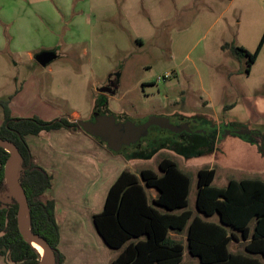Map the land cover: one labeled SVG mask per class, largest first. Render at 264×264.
I'll use <instances>...</instances> for the list:
<instances>
[{"label": "rangeland", "instance_id": "rangeland-1", "mask_svg": "<svg viewBox=\"0 0 264 264\" xmlns=\"http://www.w3.org/2000/svg\"><path fill=\"white\" fill-rule=\"evenodd\" d=\"M263 31L264 0H0V95L13 73L18 84L23 80L24 113L52 118L77 111L71 119H88L103 103L117 121L140 123L155 114L172 123L202 120L213 130L228 124L229 114L264 134V122L252 123L243 101L264 99V42L248 73L245 60L220 49L233 42L253 51ZM42 49L58 57L41 66L30 55ZM166 72L170 77L159 80ZM102 85L114 93L99 92ZM202 140L177 149L132 144L118 154L130 156L128 169L135 173L159 172L160 158L174 159L190 177L192 211L199 168L213 167L218 187L229 179L264 180V149L248 135L215 133L211 142Z\"/></svg>", "mask_w": 264, "mask_h": 264}, {"label": "trees", "instance_id": "trees-1", "mask_svg": "<svg viewBox=\"0 0 264 264\" xmlns=\"http://www.w3.org/2000/svg\"><path fill=\"white\" fill-rule=\"evenodd\" d=\"M263 42L264 31L253 51L233 42L223 43L221 49H227L238 60H245L244 71L248 73ZM0 105L3 110L0 138L13 142L21 157L19 181L27 197L29 228L49 243L55 254V264H63L64 256L58 248L59 227L54 199L44 197L51 187L52 175L33 161L26 136L60 128L82 130L77 122L79 119L18 117L11 114L7 99H0ZM228 127L232 128L228 124L221 128ZM254 134L259 135L261 142L248 135L250 141L263 150L264 134ZM8 155V151L0 146V205L5 204L0 208V232H3L0 254L6 264H34L40 253L17 229L18 204L4 176L3 167ZM123 156L130 157L126 153ZM158 169L159 172L141 168L136 173L122 169L107 190L103 208L92 214L93 225L103 243L118 250L110 264H181L183 245L170 232L183 230H186L189 253L198 259L195 264H233L237 257L256 262L252 255L264 257L263 180L229 179L225 186L218 187L212 183L215 169L199 168L195 211H192L188 208L189 175L167 156L159 159ZM150 187L157 192L153 198L146 192ZM214 215L217 220H208ZM237 237L244 241V256L228 249L230 241Z\"/></svg>", "mask_w": 264, "mask_h": 264}, {"label": "crops", "instance_id": "crops-1", "mask_svg": "<svg viewBox=\"0 0 264 264\" xmlns=\"http://www.w3.org/2000/svg\"><path fill=\"white\" fill-rule=\"evenodd\" d=\"M42 50L53 51L52 49ZM261 51L262 49L251 64L250 70L262 56ZM35 54L30 55L33 61H36L34 59ZM57 57L56 54L55 58ZM236 60L240 62V60ZM8 79L9 85L5 88L3 95H0V99L9 101L13 116L37 115L46 120L65 116L69 120H74L75 118L71 119L70 117L80 115L77 111H72L71 114L49 118L39 112L24 113V109H27V103L21 100L24 89L23 80L18 84L17 76L13 73ZM243 101L247 103L246 106L252 123L258 119L264 122V99L247 96ZM236 103L234 102L228 107L232 108L236 106ZM227 115L225 122L228 125L238 124L239 127L248 128L246 127L248 123L240 122L234 116ZM2 120L3 110L0 105V124ZM251 130L263 134L257 129ZM90 137L97 140L80 130L72 131L65 128L43 130L37 135L26 136L33 161L52 175L51 187L45 194L54 199L55 219L59 227L58 248L64 256L63 264H110L111 259L118 253V250L109 248L103 243L93 225L92 214L103 208L109 186L122 169L129 168V160L108 148H99L96 143L91 141ZM52 140H56L57 144H54ZM83 143L86 145L84 146ZM146 192L149 198L155 197L157 193L152 187L147 188ZM208 220H217V215L208 217ZM170 234L173 238L181 241L183 245L181 264L198 263L197 257L189 253L186 230L179 233L171 231ZM243 248L244 241L239 237L235 240L232 239L228 245L229 251L239 252L242 256L245 255ZM252 256L256 262H250L246 257H237L233 264H264L262 255ZM0 264H6L5 258L1 254Z\"/></svg>", "mask_w": 264, "mask_h": 264}, {"label": "water", "instance_id": "water-1", "mask_svg": "<svg viewBox=\"0 0 264 264\" xmlns=\"http://www.w3.org/2000/svg\"><path fill=\"white\" fill-rule=\"evenodd\" d=\"M55 57L56 54L53 51L41 50L35 54L34 59L41 66H45ZM97 90L99 92L114 93V90L107 86H100ZM77 122L85 133L104 142L107 148L113 152H118L123 146L138 142L142 137L147 135L148 129L152 125L168 129L172 132L188 130L187 123L174 124L170 122V119L167 116L155 114L148 115L146 119L140 123H136L130 119L117 121L112 113H97L93 119H79ZM230 132L240 135H251L253 133L249 128H226L221 135L224 136ZM0 146L5 148L9 153L4 163L3 170L9 191L15 197L18 204L16 211L17 229L21 236L30 242L32 246H34L32 240H36L43 248V252H40L34 246L40 253L39 260L34 264H55V254L49 243L45 238L31 231L29 228L27 197L19 181L18 171L21 159L19 151L13 142L6 139L0 138ZM9 182L13 185L15 192L11 190ZM3 207H5L4 203L0 205V208ZM25 218L28 220L27 225H25ZM2 234L3 232H0V235Z\"/></svg>", "mask_w": 264, "mask_h": 264}, {"label": "flooded vegetation", "instance_id": "flooded-vegetation-1", "mask_svg": "<svg viewBox=\"0 0 264 264\" xmlns=\"http://www.w3.org/2000/svg\"><path fill=\"white\" fill-rule=\"evenodd\" d=\"M107 93H110V92H107ZM97 113L98 114L106 113V110L103 107V103H98L94 105L93 109L91 110L90 117L88 119H93ZM181 123H187L188 130L172 132L168 129H164V128H160L158 126L152 125L148 129L147 135L145 137H142L138 142L133 143V145L136 148H153L155 146H160L164 148H173V149L176 148L177 149V148L185 147L187 146V144L193 143L194 141L195 143H199L203 141L202 140L203 138L205 141L211 142L213 138L215 137V133L222 134V132L224 131V129L222 130L221 127L218 130L217 129L213 130L212 127L208 123H205L202 120H197V119H192V118H186L180 123H174V124H181ZM254 133L256 132L253 131L251 135L254 137L256 136L259 137V135H255ZM190 141H193V142H190ZM260 142H261V139H260ZM130 145H127V146H130ZM127 146H123L122 148H126ZM176 149L175 151L177 152Z\"/></svg>", "mask_w": 264, "mask_h": 264}, {"label": "bare ground", "instance_id": "bare-ground-1", "mask_svg": "<svg viewBox=\"0 0 264 264\" xmlns=\"http://www.w3.org/2000/svg\"><path fill=\"white\" fill-rule=\"evenodd\" d=\"M15 165H16V163H15ZM10 183V185H11V190L13 191V192H15V190H14V187H13V185L11 184V182H9ZM27 223H28V220H27V218H25V225H27ZM32 244L40 251V252H43V248H42V246L36 241V240H32Z\"/></svg>", "mask_w": 264, "mask_h": 264}, {"label": "built area", "instance_id": "built-area-1", "mask_svg": "<svg viewBox=\"0 0 264 264\" xmlns=\"http://www.w3.org/2000/svg\"><path fill=\"white\" fill-rule=\"evenodd\" d=\"M170 75H171V73H170V72H166L164 75H162V76L158 77V79H159V80H160V79H165V78H168V77H170Z\"/></svg>", "mask_w": 264, "mask_h": 264}]
</instances>
